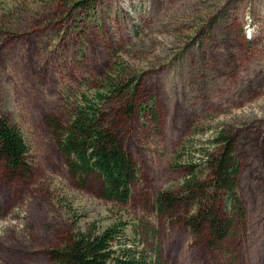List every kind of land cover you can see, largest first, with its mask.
Masks as SVG:
<instances>
[{
	"label": "rangeland",
	"instance_id": "obj_1",
	"mask_svg": "<svg viewBox=\"0 0 264 264\" xmlns=\"http://www.w3.org/2000/svg\"><path fill=\"white\" fill-rule=\"evenodd\" d=\"M113 70L131 83L120 98L134 93L157 115L113 116L138 166L124 206L102 199L95 178L72 176L51 133L68 95ZM0 119L22 132L30 164L13 181L0 168V264H54L51 249L110 226L160 243L168 264H264V0H0ZM221 128L236 139L247 211L236 255L152 212L181 181L179 147Z\"/></svg>",
	"mask_w": 264,
	"mask_h": 264
},
{
	"label": "trees",
	"instance_id": "obj_2",
	"mask_svg": "<svg viewBox=\"0 0 264 264\" xmlns=\"http://www.w3.org/2000/svg\"><path fill=\"white\" fill-rule=\"evenodd\" d=\"M122 76L123 72L113 70L98 85L85 86V91L81 85L69 94L68 116L64 123L53 125L51 133L69 173L84 180L95 178L102 199L124 206L138 181V166L114 131L113 116L131 117L139 108L156 123L157 115L134 93L120 98L131 84ZM235 140L230 129L221 128L209 142L202 141L204 145L183 143L171 165L181 175L180 183L157 194L152 203L160 222L182 227L209 250L232 246L234 255L247 225L246 206L238 192L241 165ZM28 153L20 129L0 119V168L7 180L28 176ZM134 235L136 241H131L114 226L97 232L89 229L51 249L48 256L54 264H168L160 243L151 248L143 233L134 231Z\"/></svg>",
	"mask_w": 264,
	"mask_h": 264
}]
</instances>
